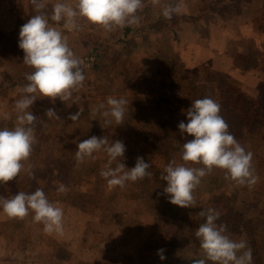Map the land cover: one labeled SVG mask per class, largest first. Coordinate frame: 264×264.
Returning <instances> with one entry per match:
<instances>
[{"label": "trees", "instance_id": "obj_1", "mask_svg": "<svg viewBox=\"0 0 264 264\" xmlns=\"http://www.w3.org/2000/svg\"><path fill=\"white\" fill-rule=\"evenodd\" d=\"M50 1L48 0L49 4L47 8L50 6ZM230 1L238 0H195L189 6V13L174 15L171 20H168L160 12H156V7L152 6L151 0H144L145 6L143 10L138 12V15L141 17L140 24L121 29L123 31V38L118 39L114 43L110 42L112 48L115 43H121V46L115 49V56L120 55L122 59L121 54L131 51L130 48L126 47L131 42L130 34L133 37L141 34L143 36V44L146 45L144 39H156L159 34L175 32L183 22H197L202 17L218 10L224 2ZM243 1L250 2L252 0ZM29 2L31 11H33L31 0ZM175 3L176 1L173 2V4ZM255 22L259 32L264 34V8H261V13L256 17ZM136 38L139 39V37ZM18 40L19 32L17 30L8 33L0 28V66L11 64L14 59L23 58L24 53L18 46ZM108 43V41H105L92 48L88 52L87 58L94 60L93 57L95 56V59H97L98 56L102 55L100 47L104 46L107 50ZM138 43L135 42V45ZM140 45L139 43L138 46L140 47ZM241 59L247 61L245 56H242ZM116 62V60L113 61L114 64ZM126 62L127 60H123L125 70L121 73L125 76L124 81L130 85L140 76L130 74L127 70L128 67L125 66ZM261 67L264 68V65ZM141 78L143 80V77ZM221 78L226 81L230 79L235 82L234 84L237 85V89L233 90L232 84L226 86V83H223L220 84L222 88L215 87L210 91L211 94L205 95L204 92L206 90L208 92L209 89L208 87H204L200 90H195L192 97L187 96L182 101L184 104H187L188 101L192 103L197 99L210 97L217 102L221 108L220 115L229 125V132L234 135L246 151L253 154V174L258 178H263L264 153L260 154L259 150L264 146V91L260 90L256 95H251L242 89V84L237 79L226 74H222ZM26 83V79L21 77L0 75V91L3 87L4 89L6 88L7 93L14 88H18L19 98L23 95L20 89ZM137 84L141 85V82L139 81ZM126 100L129 105L127 107L135 110V113H127L126 107L127 116L137 118L140 115L146 114L147 110H144V108L147 107L144 105H142L144 108L140 106L135 94L127 96ZM49 103L48 98L37 95L35 104L29 110L35 109L34 112L41 114L43 113V107H53ZM152 111L153 114L157 115L159 110L155 107ZM9 122L13 128L15 118ZM46 122L47 120L43 122L37 121V134L31 155L27 160L22 162L23 168L15 179L9 181L6 186L0 185V198L10 199L19 191L31 193L37 188H42L48 200L52 203L63 201L65 204L76 206L87 214H110L111 222L122 219L120 213L113 210L109 211L108 207L109 204L117 199V196L122 195L127 200L133 199L139 201L153 217V228L148 238L150 239L149 243L152 246L153 254H157L159 249H164L166 259L162 261L167 264H191L192 259L204 258L203 250L200 248V242L194 233L200 223L204 222L199 216V212L202 209L207 210L212 208L220 213V218L217 221L218 225L226 224L232 229L233 233L231 234L237 235V233H240L244 239H247V247L252 250V264H264V238L258 239V236L264 237V228L258 230V225L256 227L250 221L247 214L240 212L236 205L239 196L237 189L240 187H248L247 185L241 186L233 181L227 180L228 183H233L234 185L230 191H210L209 195L205 196L199 184L193 192L195 206L187 208L174 205L168 201L166 196L158 195L163 192L167 182L160 179L164 167L156 163L154 159L159 157L168 164L173 153H177L180 161L185 163L180 157L186 138L181 137L177 122H174L170 118H165L163 120L160 119L158 125L140 126L134 121L127 127L128 130L124 129L122 125L111 127V140L109 143H113L114 140H121L126 145L125 158H119L118 161L112 164V167H116V164L119 162L125 163L129 168L134 167L138 156H142L145 162H149L151 165L147 170L152 174L150 177H145L142 180L134 182L130 189L124 191L119 186L109 189L107 181L100 175V172L104 169L108 161L106 152L99 151L93 154L94 156L97 153L102 154L104 156L103 160H95L93 164L85 160L79 166L76 164L75 152L77 150V144L93 135L101 137V131L96 126L94 127L92 122L87 123V129L86 123L79 121L81 124L80 127L75 129L73 126V130L68 126L70 123L68 119H64L63 121V119H59L56 116L49 119L48 124L45 126L43 123ZM69 136L73 140L76 139L75 142H66L64 140ZM191 138L188 137V139ZM129 142L133 144V149L130 153L128 152ZM250 146L254 147L251 148ZM101 162L104 163L103 168H99V163ZM185 166L202 167V165L191 162H188ZM78 168L81 170L80 175L91 176L94 179V182H91L92 187L90 190L86 192H68L67 194L58 193V185L54 182V176L58 174L71 176L78 171ZM215 170L203 177L201 183L205 181L212 182V180L219 178ZM222 171L224 174V170ZM2 212V209H0V217ZM33 215L30 212L23 220L10 218L8 221H2L0 218V233H3L9 239V242L10 240L14 241L12 242L13 245L16 242L19 251L23 255L33 253L34 250L26 252L27 250L25 249L29 244H35L34 236L42 243L49 239L43 231L44 225L33 222ZM141 222V220H132L129 222V225H131V228H127L130 230L129 236L133 234L132 229L134 225H141ZM19 235H22V237H19ZM51 244L53 250L50 254L56 259L63 260L65 259V255L71 253L61 243L55 240H52ZM38 255H31V257L36 259ZM77 264L121 263L106 260L102 263L79 262ZM206 264H213V262L207 261Z\"/></svg>", "mask_w": 264, "mask_h": 264}, {"label": "rangeland", "instance_id": "obj_2", "mask_svg": "<svg viewBox=\"0 0 264 264\" xmlns=\"http://www.w3.org/2000/svg\"><path fill=\"white\" fill-rule=\"evenodd\" d=\"M1 1L3 2H0V28L5 32L9 33L16 30L19 32L20 27L31 18V15L36 14L34 11H31L29 1L23 3L22 0H17L18 15L22 14V9L26 10L27 8L29 16L24 18L17 15L14 18L13 14L8 10L11 7L9 3L13 0ZM174 1L179 3L182 8H188L195 0H161L160 5L155 8L156 12L161 13V9L165 4L173 3ZM56 2L57 0H51L47 11L50 12L52 5ZM63 2L75 4L76 0H63ZM253 4L255 8H264V0H255ZM77 22L80 24V28L68 32L63 28V22L57 24L49 20L50 26L56 27L67 36L69 47L73 50L75 56L83 59L85 63L84 75L86 78L83 86L78 91H74L70 99L61 102L57 98L55 103H53L48 98L49 104H52L56 109L57 117L63 119V121L64 119L70 121L68 126L71 130H73V126L75 129L80 127L79 121L86 123V128L87 123L92 122V125L101 131L100 136L106 137L109 142L111 140V127L117 125L111 117L107 118L111 120V123H105L106 118L102 115L104 109L97 111L100 104H104L105 109L109 107L107 105L109 97H122L126 99L127 96L135 94L140 106L144 105L148 108L142 106L144 110H147L146 114L134 118L127 116L128 112L135 113V110L127 107L129 106L127 102V113L125 112L126 116L124 115V122L121 124L124 129H127L134 121L140 126L158 125L159 120L165 118H170L178 124L182 120L187 122V117L182 112V109L186 110L189 108L191 101L184 104L182 100L183 98H187V96L192 97L195 90L208 87L209 91L207 92L206 90L204 93L205 95H209L213 88H222L220 84L223 83H226V86L232 84V89H237V85L234 84L235 82L230 79H227V81L223 80L221 78L223 73L216 72L208 65L197 68L185 67V64L179 60L175 52L173 45L174 35H172L175 32L159 34L156 39L146 38L144 39L146 45L143 44V36L141 34L134 37L130 34L131 42L126 47L130 48L131 51L121 54V59L120 55L115 56V49L119 48L121 43H115L113 48L110 44V42L114 43L118 39L123 38V31L121 29L108 31L99 25L90 24L82 18L78 19ZM136 37H139V39ZM105 41L109 42L107 50L104 46H101L100 52L102 55L98 56L97 59L94 56V60H89L87 58L88 52ZM135 42H139L141 44L140 47L138 46L139 43L135 45ZM114 60L117 61L116 64L113 63ZM123 60H127L125 66L128 67L127 70L130 74L140 76L130 85L124 81L125 76L121 73L125 70ZM31 71L32 69L23 63V58L14 59L11 64L0 66V75L2 76L12 75L25 79V74ZM141 77H143V80ZM139 81L141 85L137 84ZM242 89L248 92L243 85ZM251 91L253 93L248 92V94L256 95L259 92L255 91L254 87ZM18 93V88H14L7 93L6 88L4 89L3 87L0 91V129H12L9 121L13 120V118L16 121L15 103L20 99ZM155 107L159 110L157 115L161 113L159 116L152 113ZM46 108L49 107H43V113L41 114L34 112L35 109H28V111L34 112L37 115V121L43 122L47 120L46 123H43L46 126L49 120V118L43 116L44 109ZM78 111V119H69L70 114H75ZM5 115L8 116V119L4 118ZM36 134L37 128H35V136ZM71 138L69 136L64 140L66 142H75L76 139L73 140ZM129 143L128 152L130 153L133 149V144ZM250 147L253 148L254 146ZM259 153H264V146L261 147ZM94 157V159L87 158L86 162L88 161L93 164L95 160L104 159V156L100 153H97ZM172 160H175L178 164H183L177 153H173L170 161ZM154 161L162 167L167 165L159 157H156ZM103 167L104 163H99V168ZM80 172L81 170L78 168V171L71 176L55 175L54 182L58 186L63 183L67 188L66 194L68 192L89 191L94 179L91 176L80 175ZM215 173L219 178L212 180V182L205 181L200 183L199 187L205 196L209 195L210 191H230L234 186L233 183H228L221 169H216ZM133 184L134 182L128 181L121 189L123 191L128 190ZM237 191L239 195L236 201L237 209L240 212H245L250 221L256 227L258 225V230L263 229L264 177L258 178L253 187H240ZM54 204L63 209V235L47 234L49 239L43 243L34 236L35 244H29L25 249L27 250L26 252L34 250L33 253L23 255L19 251L16 242L13 245L12 242L14 241L10 240L9 242V239L3 233H0V264H77L79 262L102 263L106 260L117 261L121 264H167L160 259L158 254H153L152 246L149 243L150 239H148L153 228V217L139 201L133 199L127 200L122 195L117 196V199L109 204L108 207L109 211L113 210L120 213L122 219L112 222L110 221V214H87L76 206L65 204L63 201H58ZM0 218L2 221L10 219L3 212ZM132 220H141L142 222L141 225H134L132 229L133 234L129 236L130 230L127 228H131L129 222ZM231 233H233L232 229L227 226L225 234L231 239L235 241H247L240 233H237V235ZM19 237H22V235H19ZM263 238L262 236H258V239ZM52 240L61 243L71 253L65 255V259L63 260L53 257L50 254L53 250ZM29 254L33 256L39 255L34 259Z\"/></svg>", "mask_w": 264, "mask_h": 264}, {"label": "clouds", "instance_id": "obj_3", "mask_svg": "<svg viewBox=\"0 0 264 264\" xmlns=\"http://www.w3.org/2000/svg\"><path fill=\"white\" fill-rule=\"evenodd\" d=\"M35 15L24 23L19 30L18 46L23 50V63L32 69L25 74L27 83L20 89L23 94L15 103L16 121L12 129H0V185L6 186L15 179L23 168V161L27 160L35 143V128L38 117L28 111L36 100L37 95L49 98L53 103L57 98L65 102L78 91L85 80L84 60L75 56L69 47L67 36L56 27L50 26L49 20L59 24L68 32L78 30V19L99 25L108 31H115L125 27L139 25L144 0H76L75 4L57 0L47 11L48 0H31ZM153 7L160 5V0H151ZM182 12L179 3L165 4L161 14L171 20L174 15ZM100 104L97 111L104 109L102 115L105 123L107 119H114L116 125L124 122L127 100L124 98L107 99ZM220 105L210 97L197 99L182 112L187 122L180 121L178 129L181 137L186 138L182 146L181 160L178 164L170 161L163 169L160 179L167 182L163 192L168 201L180 207H194L193 192L201 183L203 177L214 169L224 170L225 179L237 185L253 187L258 177L252 166L253 154L236 140L229 132V125L220 115ZM44 116L51 119L57 116L54 107L44 109ZM5 119L8 116L5 115ZM79 118V111L70 114L69 119ZM188 137H192L188 139ZM104 151L108 156L107 164L100 172L107 181L109 189L125 186L128 181L136 182L152 174L147 170L151 167L142 156L136 158L134 167H127L119 162L116 167L112 164L119 158H125L126 145L121 140L109 143L106 137L95 135L77 144L75 160L77 166L87 158H95L94 153ZM188 162L202 165V167H187ZM128 169V170H125ZM58 193L66 194L67 188L61 183ZM0 209L11 219L23 220L29 213H33V222L42 223L45 234L63 235V209L50 202L42 188L34 192L19 191L10 199L0 198ZM199 216L203 219L195 230V237L200 242L204 258L192 259L191 264H252V250L244 240L235 241L226 235L227 225L217 224L220 213L215 209H202ZM164 249L157 254L165 260Z\"/></svg>", "mask_w": 264, "mask_h": 264}, {"label": "crops", "instance_id": "obj_4", "mask_svg": "<svg viewBox=\"0 0 264 264\" xmlns=\"http://www.w3.org/2000/svg\"><path fill=\"white\" fill-rule=\"evenodd\" d=\"M27 1L22 0L23 3ZM254 1L224 2L218 10L197 22H183L172 35L176 55L185 67L208 65L216 72L237 79L250 93H253V87L255 91L263 90L264 35L255 22L261 8H255ZM10 4L8 10L15 18L19 11L18 1L13 0ZM189 10V7L182 8L181 14H187ZM28 11L22 9L18 17L27 18ZM242 56L247 61H243Z\"/></svg>", "mask_w": 264, "mask_h": 264}]
</instances>
